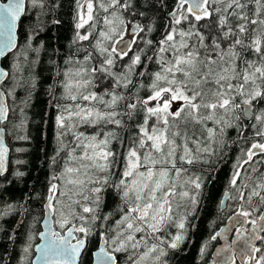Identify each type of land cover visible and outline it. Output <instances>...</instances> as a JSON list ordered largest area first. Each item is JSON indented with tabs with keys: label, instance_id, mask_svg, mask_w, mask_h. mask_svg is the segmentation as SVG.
<instances>
[{
	"label": "snow or ice",
	"instance_id": "1",
	"mask_svg": "<svg viewBox=\"0 0 264 264\" xmlns=\"http://www.w3.org/2000/svg\"><path fill=\"white\" fill-rule=\"evenodd\" d=\"M76 5L69 54L50 61L56 147L43 192L4 200L9 174L22 181L27 161H12L0 127V232L8 217L31 214L28 201L41 205L27 227L17 220L23 239L8 235L12 251H0V264H170L233 146L238 154L219 202L221 211L231 208L230 223L209 242L223 241L216 264H264V0ZM58 7L57 0H0V125L16 111L6 98L15 104L22 89L14 127L26 128L24 108L47 50L45 17ZM41 222L43 230L35 228Z\"/></svg>",
	"mask_w": 264,
	"mask_h": 264
},
{
	"label": "trees",
	"instance_id": "2",
	"mask_svg": "<svg viewBox=\"0 0 264 264\" xmlns=\"http://www.w3.org/2000/svg\"><path fill=\"white\" fill-rule=\"evenodd\" d=\"M143 3V0H141ZM59 7L56 12L45 17L48 21V28L43 33L40 39L45 43L47 50L42 51L39 56V64L36 66V88L33 91L31 100L27 107L24 108L26 116V128L22 131H17L14 127L20 119V100L25 98L26 92L18 89V97L15 104L11 98H6V103L9 107H15V112H9L8 119L1 125L5 128L6 143L10 148V157L14 162L17 158H22L27 161L25 167L26 176L22 181H16L9 174V179L13 180L11 184H4L6 191L3 193V198L9 202L24 201L28 194L33 190L43 192L47 184V176L49 173L48 160L53 155L56 147L54 135L55 116L54 109L50 103H55L49 95V86L54 83L55 66L50 62L57 60L63 62L65 56L69 54L68 45L74 34V16L76 13V0H57ZM151 16L152 14L149 13ZM35 19L34 15L23 18V25L26 28ZM52 19H59L60 23L54 25ZM163 20L158 21L159 25L163 24ZM135 23V21H134ZM21 38H23L24 28H21ZM160 30L153 34V39H159ZM87 42H85L86 44ZM59 49L58 54H54L53 50ZM109 78L105 77L103 84H107ZM58 94V92H57ZM20 134H25L29 137L28 141H20L16 137ZM234 137L235 133H231ZM17 147L26 148L27 151L23 154L14 151ZM236 147L233 146L228 152L226 162L218 165L217 170L213 173L212 183L208 186L210 198L204 200L200 209L194 216L189 217L192 227L188 230V240L183 246V250L173 254L170 264H207L210 260L213 249L218 245L217 241L209 242V237L218 231L226 222L227 216L231 214V208L220 210L219 202L223 199V191L227 184L228 177L231 171L233 160L237 156ZM13 167L15 165L13 164ZM7 174V173H6ZM31 205V214L24 217L11 216L4 223L6 231L0 232V251L5 247L12 251V247L8 241V235L13 234L23 239L24 227L17 228V220L24 219L25 227L32 221L33 217L41 210V205L35 200L28 201ZM231 205V201H226ZM115 207V199L111 195L108 197V209ZM215 221V225L213 224ZM35 228L41 230V223L35 225ZM56 230H59L56 227ZM175 232V229H172ZM38 243V240L36 241ZM208 242L209 247L206 254L201 257V246ZM19 243L17 244L16 252L19 251ZM15 255V254H14ZM15 264V260H13Z\"/></svg>",
	"mask_w": 264,
	"mask_h": 264
},
{
	"label": "water",
	"instance_id": "3",
	"mask_svg": "<svg viewBox=\"0 0 264 264\" xmlns=\"http://www.w3.org/2000/svg\"><path fill=\"white\" fill-rule=\"evenodd\" d=\"M0 127H1V125H0ZM4 141H5V143H6V136H5V134H4ZM7 144V143H6ZM9 155H10V153H9ZM230 222L227 220V222L222 226V227H224L226 224H229ZM55 227V226H54ZM221 227V228H222ZM41 230H43V223L41 222ZM230 235H234V234H230ZM38 242H40L39 240H38ZM223 243V241L221 240L220 242H219V244L213 249V251H212V253H211V258H210V260H209V262L207 263V264H216V260H217V258H216V256H215V252H216V249L217 248H219L220 246H221V244Z\"/></svg>",
	"mask_w": 264,
	"mask_h": 264
},
{
	"label": "flooded vegetation",
	"instance_id": "4",
	"mask_svg": "<svg viewBox=\"0 0 264 264\" xmlns=\"http://www.w3.org/2000/svg\"><path fill=\"white\" fill-rule=\"evenodd\" d=\"M55 228H56V226H55ZM219 244V243H218Z\"/></svg>",
	"mask_w": 264,
	"mask_h": 264
},
{
	"label": "rangeland",
	"instance_id": "5",
	"mask_svg": "<svg viewBox=\"0 0 264 264\" xmlns=\"http://www.w3.org/2000/svg\"><path fill=\"white\" fill-rule=\"evenodd\" d=\"M134 23V22H133Z\"/></svg>",
	"mask_w": 264,
	"mask_h": 264
}]
</instances>
